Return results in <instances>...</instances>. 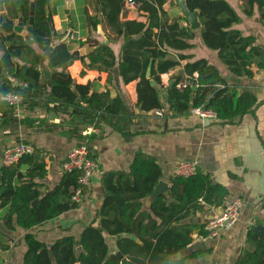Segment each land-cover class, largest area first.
<instances>
[{"label": "trees", "instance_id": "16d2710c", "mask_svg": "<svg viewBox=\"0 0 264 264\" xmlns=\"http://www.w3.org/2000/svg\"><path fill=\"white\" fill-rule=\"evenodd\" d=\"M60 1L4 0L11 25L23 22L28 26L33 11L34 44L29 45L22 33L3 28L0 13V97L15 93L25 99L21 110L25 116L21 118L14 108L0 101V130L13 121L21 127H38L47 132L59 127L61 136L76 140V147L87 145L90 157L96 161L91 151L95 138L118 133L128 141L137 134L132 131L133 124L156 110L168 111L169 116H186L193 109L204 107L216 112L217 120L223 124H233L255 114L260 105L251 88L228 79L206 59L194 60L193 56L182 54L195 48L199 34L205 46L216 52L228 75L250 81L256 70H264V44L256 33L245 34L235 28L242 17L227 0H186L190 12L199 11L202 27L198 31H192L186 19L175 21L169 16L164 10L167 0H132L147 13L145 23L120 21L124 0H93L94 15H87L90 33L97 32L104 17L114 37L108 45L100 43L87 57L70 48V44H85L73 38L74 29L65 37L55 27V8ZM241 1L245 16L251 18L257 11L264 26V0ZM85 3L88 5L89 1ZM57 39L60 42L55 44ZM117 42L118 53L113 47ZM75 61L83 64L82 75L87 70L107 72L106 86L116 87L113 81L117 77L122 80L120 87L139 80L134 108H130V100L119 88L120 92L114 93L111 89L98 91L90 84H77L68 70ZM181 61L187 64L175 77V85L164 89L161 75L179 67ZM150 63L152 73L148 79ZM71 70L75 73L74 68ZM196 73L198 79L192 81L193 85L184 90L178 88L184 79L193 80ZM11 76L26 82L28 88L15 86L9 80ZM152 81L156 86H152ZM37 107L43 114L55 115L59 122L48 126L47 119L35 118ZM89 129L95 132L88 135ZM49 171L45 150L34 147L32 154L11 167L0 165V208L6 209L0 218V259L11 251V233L20 229L25 232L22 240L26 248L22 264H120L108 237L116 239L117 252L136 264H183L173 257L192 243V227L179 225L181 220L192 211L203 209L201 201L203 205H220L229 194L223 185L200 170L190 178L173 177L170 198L161 195L146 209L145 201L163 179V172L154 157L138 152L128 170L103 176L104 200L93 223L84 228L79 238L62 236L50 248L35 230L80 208L81 204L73 201V194L80 186L82 174L63 173L55 187L45 190ZM50 252L54 253L53 260ZM236 264H264L262 221L248 229L246 246Z\"/></svg>", "mask_w": 264, "mask_h": 264}, {"label": "crops", "instance_id": "0c3cea01", "mask_svg": "<svg viewBox=\"0 0 264 264\" xmlns=\"http://www.w3.org/2000/svg\"><path fill=\"white\" fill-rule=\"evenodd\" d=\"M85 1L70 2L67 6V14L73 13L74 17H71V21H69L66 16V20L72 22V26L70 23L68 25L69 29L76 26L77 41H85L83 46L78 45L75 50L81 56L87 57L98 48V45L93 41L104 39V43L108 45V40L114 37V33L104 17H101L97 32L90 33L88 16L94 15L92 12L94 1L88 0V5ZM164 10L175 21L182 19L181 10L174 0H167ZM147 16V13L142 11L138 5L132 8V14L128 21L145 23ZM59 25L62 28L60 20ZM59 25L56 24V28H60ZM259 31L260 33H253H256L258 41L264 44V26L261 25ZM65 32L66 30H63L62 34ZM89 40L91 41L89 42ZM59 42L60 40L57 39L55 44ZM196 48L197 43H195L194 49L182 54L193 56L194 60L205 59L197 58ZM171 56L177 57L174 53H171ZM215 57H212L211 61L206 60L228 76L225 67L219 64L217 54ZM186 64L187 61H181L179 67L161 75L164 89L170 87L171 81H175V77L179 75ZM73 68L75 73L71 70ZM68 70L77 84H90L98 91L111 89L116 93L121 90L130 100V108L133 109L137 103L139 80L120 87L122 80L117 77L113 81L117 86L112 87L106 86L107 72L87 70L82 75L83 64L80 61H75ZM240 84L254 91L260 105L255 114L246 115L236 123L223 124L219 120H203L192 112L186 116H169L168 111H163V116H158L154 111L142 116L135 125L133 124L132 131H136L137 134L128 141L118 133L101 139L95 138L91 143V151L97 157L98 170L92 178L91 187L80 208L60 216L44 227L37 228L35 231H39L40 240L51 245L62 236L73 235L79 238L84 228L93 223L104 200L103 176L113 171L128 170L135 154L143 152L154 157L160 166L163 172L162 181L168 185L169 194L168 196L164 195L166 198H170V180L176 177L175 168L182 161H197L200 170L209 174L214 182L223 185L229 193L220 205H203L204 202L201 201L200 207L203 209L194 210L181 220L179 225L192 227L190 235L192 243L174 256L173 260L183 264H236L240 253L246 246V236L250 226L259 220L264 223V70H256L252 80H241ZM240 91L238 90V92ZM36 110L41 111L39 107ZM21 114L18 117L25 116ZM47 120L48 126L59 122L53 114L49 115ZM93 132H95L94 129H89L88 135ZM23 142L34 148L45 150L50 171L44 180V187L45 190L55 187L63 176L61 170L63 163L69 152L76 147V140L69 141L66 137L61 136L59 127L47 132L38 127H21L19 122L13 121L11 125L0 130V165L3 151ZM234 198H241L244 201L239 221L232 229L223 230L217 236H212L206 230L208 220L214 212L223 208ZM147 204L149 205V203ZM147 204L145 203L146 209L150 207ZM5 210L0 208V218L4 215ZM203 226L204 230L201 229ZM2 229L3 225L0 221V230ZM24 233L20 229L11 233V251L7 255L2 254L1 256L5 257V261H8L10 257L15 258L14 254L11 256L9 254L17 245L19 248L22 247ZM107 240L112 253L117 254L116 239L108 237ZM25 251L26 248L23 246L21 257L18 259L21 264L24 256L22 254ZM194 254L196 257H193Z\"/></svg>", "mask_w": 264, "mask_h": 264}, {"label": "built area", "instance_id": "2783aa9c", "mask_svg": "<svg viewBox=\"0 0 264 264\" xmlns=\"http://www.w3.org/2000/svg\"><path fill=\"white\" fill-rule=\"evenodd\" d=\"M74 0H66V4H70ZM130 7H137L132 0H127ZM198 74H194L193 80L189 77L184 79L179 85L180 90H184L188 86L193 85L192 81H197ZM9 80L15 85L21 88H28V84L23 81H19L15 77H10ZM197 83V82H196ZM199 87L198 84H195ZM221 87V86H220ZM0 101L7 103L10 107L16 110V114L19 116L24 106V97L21 94L8 93L0 97ZM192 113L199 116L203 120H217L218 116L216 112L205 109L204 107L195 108ZM158 116H163L162 110H156ZM33 153V147L28 144L20 143L13 147L7 148L1 154V164L5 167H11L18 163L20 159L26 155ZM61 170L63 173H72L79 171L81 177L79 180V188L73 194V201L81 204L85 198L86 193L91 187L92 178L98 170V162L90 157V152L87 145L73 148L66 161L63 163ZM200 166L197 161H182L179 162L175 168V176L178 178H190L198 174ZM244 205V201L241 198H234L223 206L220 210L214 212L206 224V230L212 235L217 236L223 230L232 229L240 219L241 210ZM1 252V251H0Z\"/></svg>", "mask_w": 264, "mask_h": 264}, {"label": "rangeland", "instance_id": "374dc122", "mask_svg": "<svg viewBox=\"0 0 264 264\" xmlns=\"http://www.w3.org/2000/svg\"><path fill=\"white\" fill-rule=\"evenodd\" d=\"M227 1L229 3H231L236 8V10L239 12V14L242 17V22L239 25L235 26V28L242 30L245 34H250L249 32H251V33H253V32L260 33L259 28L261 29V22H260L259 14H258L257 11H256L255 15L250 18V17L245 16V14L242 12L241 6H242L243 2L241 0H227ZM174 3L176 4V0H174ZM57 6L58 7L55 8V16H54L55 27H56V24L59 25V20H60L61 25H62V28L59 25L60 28H57V30L61 34H62L63 30H66L64 36L67 37V36H69L70 30L74 29L73 30V32H74L73 33V35H74L73 38L78 43L82 42L83 40L77 41L78 35L76 34V26H75V28H72V29H69V27H68L70 22L68 21V19L66 20V16L74 17V14L73 13L67 14V6H68V4H66V0H61L60 2H58ZM58 17H59V20H58ZM22 34L24 35V37L26 39V37L28 35L26 30H24V32ZM197 38L198 39H195L196 40L195 43H197V48L195 50L197 58H205V59H209L210 61H211L212 57L216 58L215 57L216 52L205 46V44L203 43V41L201 39V36L199 34H198ZM110 40L111 39H109L108 42ZM90 41L91 40H89V42ZM93 42H95V44L99 45L100 43L104 42V39H98L97 41H93ZM77 46H78V44H70V48H71L72 51H76L75 49L77 48ZM113 47L116 50V52L118 53L120 44L118 42L117 43H113ZM219 64H221V63L219 62ZM49 115H51V114H48V113L47 114H43L42 111L39 112V111L36 110V114L34 115V117L38 116V117H35V118H40V119L43 120V119H48ZM35 234H36V236L39 239H41V236L39 235V231H36ZM21 246L22 247L19 248L18 245H17L16 248L9 254L10 256L12 254H14L15 258L10 257L8 259V261H5L4 260L5 257H4L3 259H0V264H21L18 259H20V257H21V252H22V249H23V246H24L23 241H22V245ZM23 255H24V253L22 254V256Z\"/></svg>", "mask_w": 264, "mask_h": 264}, {"label": "water", "instance_id": "95a60500", "mask_svg": "<svg viewBox=\"0 0 264 264\" xmlns=\"http://www.w3.org/2000/svg\"><path fill=\"white\" fill-rule=\"evenodd\" d=\"M176 4L177 6L180 8L181 10V18H184L187 20L188 24L190 25V28L192 31H198L201 29L202 24L199 20V11H195V12H190V10L188 9V6L186 4V0H176ZM0 13L2 14V27L10 30V31H15L17 33H23L24 30H26V32L28 33L27 37H26V42L29 45H33L34 44V38H33V33H34V13L33 11L31 12V17L29 20V25L26 27L25 24L23 22H19L17 25H11L10 23H8L6 15H5V7H4V0H0ZM132 14V8L130 6H128L127 0H124L121 3V13L119 16L120 21L122 22H126L129 20L130 15ZM69 21H71V17L68 16ZM70 25L72 26V22H70ZM151 73H152V63L149 64V67L147 69V75L146 77L148 79L151 78ZM228 79L232 80L233 82H238L241 83L240 79H237L235 77H232L231 75H228ZM152 86H156V83L154 81L151 82ZM175 85V81H171L170 83V89ZM5 189H2V191H4ZM168 185L163 182L162 180L159 182L158 186L156 187L154 193L152 194V196H150L145 203H151L153 202L157 197L161 196V195H167L168 196ZM148 205V204H147ZM131 240L134 241H138L137 237L135 236H130ZM50 248H52V244L48 245ZM82 251V247L78 248V252ZM117 258L120 260V264H136L134 262H132L128 257L124 256L121 252H117L116 254ZM50 257L53 260L54 259V253L50 252ZM79 264V263H77Z\"/></svg>", "mask_w": 264, "mask_h": 264}]
</instances>
